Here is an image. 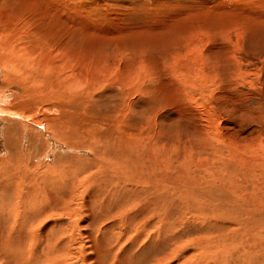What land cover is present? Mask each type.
Returning a JSON list of instances; mask_svg holds the SVG:
<instances>
[{"label":"rangeland","instance_id":"rangeland-1","mask_svg":"<svg viewBox=\"0 0 264 264\" xmlns=\"http://www.w3.org/2000/svg\"><path fill=\"white\" fill-rule=\"evenodd\" d=\"M19 1L0 0V8L11 10V12L17 11L15 8H17V4H20ZM45 1L37 0L38 3L40 2L38 9L40 6L44 7L41 4H45ZM51 6L57 10L56 13H53L56 14L53 17H59L62 23L57 24V26L59 25L57 32L61 33L59 36L67 39L66 42L61 36L62 39L58 35H50L55 38L58 36L56 39L53 37L58 40L57 43L66 45L65 60L62 59V62L78 59L80 68H84L83 71H88L85 72L87 78L82 77V80L91 84L89 91L82 97V105L76 103L75 107L70 109L73 118L68 126L71 129H73L72 127L78 129L79 122L83 121L82 123L85 126H90L92 131L83 134L84 138L72 135L73 144L77 140L78 145H82V150H74L58 143L60 140L53 137L51 129L48 128V124L51 123L48 119L57 117L56 119L59 120L62 117V115H57L61 110H58L60 101L57 102L56 95L52 93L50 102L49 100L43 104L37 102L38 104L34 103L33 107L28 108L26 105L28 97L22 94L23 89L18 83V73H12L10 76L9 69L0 65V90H2L0 91V105L3 107L1 109L0 106V159H6L11 151L9 144L15 146L16 143L18 174L28 170V173L40 176L46 174L45 172L48 173L47 170L50 168L58 170L61 167L67 170H81L80 168H85L89 163L90 167L95 166L96 161L93 162V160L100 159L105 162L108 169L116 168L117 173L132 167V165L141 167L143 171L146 169L143 175L146 174L145 172H148L150 176L154 174V177H151V182L155 188H152L151 184L147 186L140 182L141 186L146 188L148 193L151 192L152 196L154 194V198L158 197L159 193L161 196L163 191L165 194L167 193L168 195L166 194L164 198L165 206L171 211L169 217L164 215L163 224L157 220L148 228L149 233L154 232L151 240L153 239L154 242L156 239L157 242H160L164 235L166 240H169L172 236L171 231L174 232L178 229L174 233L178 235L175 237L179 238V241H175L176 244L182 243L180 246L191 253L195 260H197L195 256L199 250L193 249L196 241L202 239L200 242L205 243V238H208L207 240L210 242L214 241L215 237H218L217 233L226 230L227 227L229 234H232L233 230L237 234L241 231L240 233L245 236V239H248L246 235L249 233L256 237L255 232L250 230L251 228L244 227V225L247 227L248 224L237 223L234 217V205L238 215L243 214L242 209L246 210L238 207L239 203L229 205L226 196L228 194L231 199L241 196L245 201L249 197H251L250 200L254 197L253 199L256 200L254 205L264 206V177L258 175L263 183L262 186L250 187L247 191L241 187L238 189L241 193H238L237 189L228 191L217 185L219 181L230 179V176L233 175L229 171V165L233 166L235 160H246L247 158L248 161H252L255 159V168L261 169L264 174V0H51ZM1 9L0 11H3ZM20 9L21 7L18 6V11H21ZM28 14L29 18L27 19L29 20L32 17L30 13ZM28 22L26 21V23ZM18 28L20 27L18 26ZM18 32H21V29H18ZM54 39L53 42H50L52 48H55ZM55 56H59L57 52ZM73 66L71 65L70 68L75 69ZM96 73L97 75H95ZM7 77L9 78L7 79ZM120 79H125L128 83L123 86L120 84ZM107 81H111L112 84L108 85ZM46 92L48 90L41 91L42 94L37 93V95L40 94L44 99H48ZM11 114L21 118L16 120L14 117L11 118ZM76 114L78 117L80 114L81 116L78 118ZM99 128L104 132L99 131ZM146 133L147 136L156 140L155 143L160 146V151L155 148L151 155L147 151L141 155L132 149L130 139L125 137V135H132L134 141L140 142L139 140H144L140 134L146 135ZM66 134L69 135L65 132ZM93 135H98L99 138H95ZM79 137L83 140H79ZM116 139L117 141H115ZM12 152L14 153V151ZM128 155L140 158L131 162ZM150 156H154L153 158L157 160L154 171H158V173L161 171L160 173L165 178H159L160 176L150 169L149 166L154 164V159ZM220 157L224 160H221ZM4 161L3 167L13 166V162ZM223 161H227L226 167H222ZM79 162L82 165L86 163L85 167ZM157 163L159 164L157 165ZM202 164L207 166L204 170L198 166ZM90 167H86L88 173L95 168L90 169ZM225 170L226 173H223ZM113 172L115 174V171ZM160 181L161 184L157 185ZM226 182L228 183V180ZM169 183L172 185H168ZM158 186H161L159 191H157ZM107 187L105 183L103 188ZM181 188L184 197L183 194H180ZM162 189L163 191H161ZM172 190H175L174 193L178 194V198L172 197ZM0 192L2 193L0 194V229H2L6 224L13 223L14 212L17 209H15V205L12 209L13 191L11 193L10 190L3 189ZM98 192H94V199H100L101 192ZM235 192L239 195L234 197L233 193ZM62 193L69 204L73 197L71 198L67 191ZM73 196L76 199L72 200V204L75 203L76 206L80 204L78 207L86 209L85 200L81 199V195ZM169 196L171 197L169 198ZM108 197L102 199L101 203L93 201L102 204L101 207L99 206L100 208L110 207L112 202H108ZM89 199L86 198L87 203ZM31 200H33L32 197H27L25 202H18V219L20 217L22 223H17L10 228L13 229L11 231L13 235L10 238L8 237L11 232L5 233L8 236V244L18 248V254L20 245L24 241L23 234L28 235L32 230H34V237L37 233L43 232L46 238L53 235V240L58 241L61 229L64 231L70 229V232H65L67 235L73 234L72 238L76 242L70 244L62 255L61 262L67 261L71 264H94L91 260L83 263L85 254L86 256L87 253L96 255L99 259L101 256L98 255L100 252L97 250V246L103 248V245L104 247L108 245L114 233L113 241L117 240L118 227L114 228L113 234L107 232L104 235L102 233L105 225L112 226L111 215L121 212V210H114L113 206L109 208H112L110 211L108 207L106 210L100 211L98 208L95 210L91 204L92 209L94 208L93 210L96 211H93L96 218L93 217L95 219L93 228L96 229V234L102 235L103 238L96 237L98 241L90 243L84 238L85 244L83 245L79 238L80 230L83 226L92 228L87 227L86 223L82 225L84 213L89 212L88 210H84L82 217L78 218V207L74 206L76 207L72 210L73 213H76L73 218L74 225L64 221L63 216L60 219L61 222L56 223L58 217L45 222L47 216L45 218H42L40 214L35 216L29 210L28 204L32 203ZM158 201L159 204H157L160 208L163 204L160 200ZM136 203H138L137 201H135V205L140 209L145 208L146 204L143 201L141 204L139 201V205ZM149 204L151 206L153 203L149 202ZM9 208L12 211H9ZM139 208L137 211H140ZM97 211H100L98 216H96ZM102 211L103 213H101ZM154 213L155 208L147 211L146 218L151 217ZM87 214L85 213L86 222L92 219V216ZM118 215L120 216V214ZM193 216L196 218L192 219ZM202 216L206 217L202 218ZM76 223L77 226H75ZM130 223L135 226L137 224L132 221ZM213 223L217 225L215 226ZM223 223L226 224V229L221 230L219 225ZM79 225L82 227L80 228ZM155 226L157 228H153ZM75 227L77 228L75 229ZM160 228L164 229L163 234H159ZM244 228L245 234L241 230ZM74 230L76 233L73 232ZM87 232L90 235L93 234L91 229ZM157 235L160 237L157 238ZM39 236L42 238L41 235ZM41 238L40 240L43 241ZM106 239H108L107 242ZM257 239H264V233L261 232ZM52 241L49 239V243ZM55 241L49 244L48 253L42 256V264L50 254L49 248ZM157 242L151 243L147 247L136 244V248L143 249L144 254L147 251H152L151 254L154 256L149 261H145L141 253L136 252L137 250L131 253L141 262L154 263L157 255L164 256L173 247V242L167 243L166 248L160 249L162 254H157L153 248ZM83 246L91 248H88L86 253ZM119 246L114 247V252L122 250L123 244H119ZM40 247L38 252H44V245ZM105 249L103 248L102 251L105 252ZM183 249L181 250L183 253L181 259H175L176 261L173 262H187L188 259L185 257H188L189 253ZM127 253L125 255L130 256L129 252ZM113 255H103L97 263L107 259L110 263ZM166 261L164 264L167 263ZM1 264L4 263L1 262ZM231 264L242 263L231 261ZM245 264H264V251L258 256L254 255L252 259L249 257Z\"/></svg>","mask_w":264,"mask_h":264},{"label":"bare ground","instance_id":"bare-ground-1","mask_svg":"<svg viewBox=\"0 0 264 264\" xmlns=\"http://www.w3.org/2000/svg\"><path fill=\"white\" fill-rule=\"evenodd\" d=\"M15 1H17V0H15ZM50 1L51 0H46L45 4H41L44 7L42 8L40 6V9H38V5L40 4V2L38 3L37 0H20L19 1L20 4L19 5L17 4V8H15V9H17V11H14V12H11V10L8 11V10H5V8L4 9L2 8L3 11H0V65H2L4 68L9 69L8 71H9L10 76L12 75V73H18V83L20 84L21 89H23L22 94H24L25 97H28V103L26 104L28 106V108H31V106L37 102H40V104L41 103L43 104V102H46L48 100L50 102V100L52 99L50 97H52L53 94L56 95L57 102L60 101V103H59L60 109H58V108L57 109L61 110V112L57 113V115H62V117L59 120L56 119L57 117L48 119L51 122L50 124H48L49 125L48 128L51 129L53 137H56V139L58 138L60 140L59 141L57 139L59 141L58 143L63 144L65 147L73 148L74 150H82L83 147L81 148L82 145L81 146L78 145L77 140H75V143L73 144V142L71 140V138L73 137L72 135L74 134V135L83 137V134L85 135L87 133V131L91 132L92 130L90 129V126H88V125L85 126V124L82 123L83 121L79 122L80 124H78V126L79 125L80 126L78 127V129H75L74 127H72L73 129L69 128L68 124L70 123V120L73 118V113L70 112L71 111L70 109L75 107L74 104H76V103H78L79 105H82L81 104L82 103V97H83L84 93L89 91L88 90L89 85H91V84L85 83L82 80V77H85V74L88 71L87 72L83 71L84 68H80L81 65H80V61H78V59H74V60L70 59V60L62 62V59L65 60L64 55H66V52H65L66 45H63L65 43L59 44V43H57L58 40H55L59 36V34H61V33L57 32V31H59L57 29V27L59 25L57 26V24L58 23L62 24V23H61L59 17H53V15H56L53 13L54 12L56 13L57 10H55L52 6L50 7ZM1 4H3V3H1ZM18 6L21 7V9H20L21 11H18ZM60 11H62V10H60ZM60 11H58V12H60ZM65 12H67V11H65ZM28 13H30V15L32 17L29 19L30 21L27 19V18H29ZM26 21L27 22L29 21V22L26 23ZM18 26L20 28H18ZM18 29H21V32H18ZM53 34L58 35V36L56 38L53 36L55 38L54 39L53 37H50V35L52 36ZM63 35H64V33H63ZM46 37L48 38V40ZM61 37L63 39L66 38L63 36H61ZM61 37H60V39H62ZM53 39H54L53 44H54L55 48H52V45L50 43ZM64 40H62V41H64ZM56 52L59 56H55ZM69 55H71V53H69ZM71 65H74L75 67L74 66L73 67L75 69H71L70 68ZM86 65H88V64L86 63ZM93 68H95V67H93ZM92 72H93V70H92ZM93 73H95V72H93ZM95 75H97V73ZM8 78L9 77H7V79ZM86 78L87 77H85V79ZM90 79H92V78H90ZM105 79H108V78H105ZM116 80H118V78ZM120 80H121L120 84H122L123 86H125V83H128V82H126L125 79H120ZM105 82H106V80H105ZM110 82L111 81H109L107 84L108 85L112 84ZM116 85H117V83H116ZM44 90H48V92L45 93L46 95L48 93V99H46V98L44 99L42 96H40V94L37 95V93H41V91L43 92ZM0 91H2V90H0ZM90 91H92V90H90ZM57 94H58V96H57ZM24 102H25V100H24ZM55 103H56V101H55ZM0 106L2 109L3 108L2 105H0ZM8 107H9V105H8ZM62 108H64V109H62ZM3 110L5 111V109H3ZM3 110H1V112H3ZM76 111H77V109H76ZM8 115H6V116H8ZM80 116H81V114L79 115V117ZM12 117H14L16 120L18 118H21L18 115H12L11 118ZM74 117H75V115H74ZM76 117H78L77 114H76ZM83 118L84 117H82V119ZM74 120H76V119H74ZM119 121L122 122L121 120H119ZM153 123H154V121H153ZM118 125H119V123H118ZM39 126H42V125H39ZM91 126H93V125H91ZM99 131H103V130H101L99 128ZM65 132H67L69 135L68 136H67V134L65 135ZM98 133H100V132H98ZM144 135L145 134H140V137L144 138V140L143 139L139 140L140 142H137V140L134 141L132 135H125V137L130 139V145H131L132 149H135V151L137 153L141 154V153H144L147 151L151 155V152L155 148L158 151H160V146L158 145V143H155L156 140L151 138V136L150 137L147 136V133L145 136ZM93 137L99 138L98 135H95V136L93 135ZM87 138H89V137H87ZM78 139L81 140L80 137ZM115 141H117V139ZM10 144H9V146H11V151H10V153H8V157H6V159H4V160L13 162V166L3 167L2 164L5 161L0 159V191H2L3 189H8V190H10L11 193L13 191L12 196H14V201H12V202H14V204H12V209H14L13 205H15V209H17V211L16 210H15V212L13 211L14 212V216H13V220H12L13 223L11 225L6 224L4 227H2V229H0V264H1V262H3L4 264H39V262H40V264H42V260H43L42 256L46 255L48 253L49 244L52 243L53 241H55V240H53V235H51L49 237L46 235L48 237V238H46L43 232L37 233V235L34 237V235H35L34 230H32L29 232L28 235H26L25 233L24 234L22 233L24 236V241L21 243V245L19 244L20 245V253L19 254H18V248L11 247L12 244L11 245L8 244L9 243L8 239H7L8 236H6L5 233L13 231V229L11 230L10 228L15 226L17 223H19V224L22 223V220L20 219V217L18 219V202H21V203L25 202L27 197L33 198V200H31L32 203L28 204L29 210H31L33 212V215L36 216V215L40 214V216H42V218L43 217L45 218V216H47L48 218H45V222L49 219H53L55 217L56 218L58 217L57 221L55 219L56 223L59 222L63 216L65 219L64 221H68L70 225H74L73 218L75 217L76 213L75 212L73 213L72 210L75 209L76 207H78L80 204H77L78 206H76L75 203L72 204V202H73L72 200H74V198L76 199V197H74L73 195H81V199L83 201L85 200L84 203H86V209L80 208L81 206L78 207V212H77L78 218L82 217V212H85L86 210H88L89 212L86 211L85 213H88L87 215L92 216V219H89V221L86 222L85 221L86 217H85V213H84L82 225H84V223H86L87 227L89 226L92 228H86L85 226H83V228L80 230L81 234H79L80 235L79 238H81L83 245L85 244V241H84L85 239H87V241H89V243H90L92 241H98L97 238H99L100 236L102 237V235H100V236L97 235L96 234L97 232L95 231L96 229L93 228L94 227L93 221L96 219L94 217L95 213H93V211H95L96 208L100 209V211H101L103 209L106 210L107 207L109 209L110 207L113 206L114 210H116V211L121 210V212L118 213V214H120V216L118 214L112 212V213L116 214V215L113 214L110 217L111 221L113 219V224H112V226L111 225L110 226L105 225L104 231L102 232L104 235L107 232L109 234L110 233L113 234L114 228L118 227V232H116L117 240L113 241L115 238V233H114L112 235V239L109 241L110 243H108V245L105 244L106 245L105 247L103 245V248L104 249L106 248L105 252L102 251L103 248H100L99 246H97L98 248L96 247L97 250H99V252H100V253H98V255L100 254L101 257L103 255L110 256V255L114 254L112 261H110V263H109L108 259H107L106 261H101L100 263H97V261L99 262V259L101 257L99 259H97L98 256L96 257V255L93 256V255L87 253L88 248H91V247L87 246L88 248H86L83 246L85 248V250L81 247L82 250H84V252H86L88 254L87 256L85 254V256H84L85 259L82 258L83 263L84 262L87 263V262H89L88 260H91V262L93 261L94 264H164L165 260H167L166 261L167 263H165V264H226V263L231 264V261H238V262H241L242 264H245L249 257L252 259V257L254 255L258 256L259 254H261L264 251V239H261V240L259 239L260 241L257 239V236L261 232L264 233V206L263 205H260V206L254 205V202H256V200L253 199L254 197H252V200H250L251 197L248 196L250 199L247 198L246 199L247 201H245V200H243V198H241V196H238L239 194H237L235 192V193H233V194H235L234 197L236 195L238 197H236L235 199H231L229 197V195L227 194L226 199H227L229 205H231L232 203H234V204L239 203L238 207H240V208L242 207L246 210V211H243V209H242V211L239 210L243 213L242 215L245 217H243L242 215H238L236 213V206L234 205V210H235L234 217L236 218L237 223H244V224L246 223V225L248 224L249 226L247 225V227H246L244 225V227L245 228H251L250 230H253L255 232L256 237L252 233H249V230H247L249 234L246 235V236H248V239L244 238L245 236H243L240 233L241 232L240 230H239L240 232H238V234L240 233L239 235L233 230H232V234H229L227 231V229L229 230V228L227 227V229H226V224L223 223V224L219 225V228H221V230H224V229H226V230L217 233L218 237H215L214 241L210 242V240H207L208 238H205V243H201L200 241L202 239H200V238H199L200 240L196 241L197 243H195V245L193 246V249H199V250H197V253H196L197 256H195L197 260H195L191 253L187 252V250L185 251L183 249V247L180 246L182 243L176 244L177 242H175V241H179V238L177 239L175 236L178 237V235H175L174 233L176 231H178V229L174 232L171 231L172 236H170L171 238L169 240L168 239L166 240L165 235L163 236V238L161 240L162 242L161 241L157 242L156 239L154 240V242L152 241L153 239L151 240V236L153 235L152 233H154V232L149 233L148 228L153 223H155L157 220L159 223L163 224L165 221L164 215H166V217H169L171 214V211H169L168 207L165 206L166 200L164 198H165V195L167 193L165 194L163 189L161 190V191H163V193L161 192L162 193L161 196L159 193V195H157L158 197H156L157 198L156 199L153 197L154 194H153V196L151 195V192H149L150 193L149 194L147 192V189L142 187L140 184V182L144 183L147 186H149V184H151V187L155 188L151 182V177H154L153 173H152L153 176L152 175L150 176V174H148V172H145L146 174L143 175V173L146 169L143 171L141 169V167L134 166V165H132V167H129L127 169L120 170L121 172L123 171L122 173L121 172L117 173L115 170L116 168L112 167V168L108 169L107 166L104 164L105 162L100 159V160H93V162L96 161V165L95 166L92 165V167H95V168H94V170L92 169L93 171H91L90 173L87 172V170H88L87 168H89L90 167L89 165H91V164L89 163V165L86 166L87 167L86 168L85 167L86 163L85 164L83 163V165H82V163L79 162L85 168H80L81 166L78 165L79 164L78 163L77 165L80 166L78 168H80L81 170H79V169L67 170L66 168L64 169L62 167L58 170H53L52 168H50L47 170L48 173L45 172L46 174H41L39 176L38 174L28 173L27 172L28 170L26 169L27 171H25V172L22 171L23 173L18 174V151L15 150V146L17 148V145H16V143H15V146H14V144H11V145ZM116 146H117V144H116ZM84 147H86V146H84ZM121 148H123V147H121ZM116 149H117V147H116ZM162 150H163V148H162ZM12 151H14V153ZM136 152H135V154H136ZM226 155H227V153H226ZM151 157L152 156H150V158ZM139 158L140 157L134 158V157L128 155V159L131 162L137 161ZM141 158H142V156H141ZM220 159H221V157H220ZM126 161H127V159H126ZM153 161H154V164L150 165L149 167L151 170L154 171V170H156L155 165H156L157 160L154 159ZM254 161H255V159L252 161H248L247 158H246V160L242 159V160L233 161L234 165L233 166L231 164L229 165L230 166L229 171L232 172L233 175L230 176V179H227L228 183L226 182L227 180H222V181H219V184L217 186L221 189H226L228 191H233L234 189L238 190L241 187L247 191V190H249L250 187L255 188L256 186H259V187L262 186L263 183L261 182V178H259V176L261 175L264 177V174H262L261 169L255 168ZM210 162H211V160H210ZM226 162H224L222 167H224L226 165ZM200 163H202V162H200ZM158 164L159 163H157V165ZM204 164L198 165L199 168H202L204 170L207 167ZM262 164H263V162H262ZM263 166H264V164H263ZM92 167H90V169ZM133 168H134V173H133ZM158 169H160V168H158ZM194 169H195V167H194ZM236 169H237V171H236ZM112 170L115 171V174ZM226 170L223 173H226ZM97 171H99V173H96ZM234 171H236V172H234ZM85 172H87V173H85ZM102 172H104V173H102ZM154 172L156 173V175L158 174L160 176L159 178H161V177L165 178L160 173L161 171H159V173H158V171L157 172L154 171ZM193 172H195V171H193ZM218 174H221V173H218ZM163 180H165V179H163ZM216 182H217V180H216ZM105 183L107 184V186L109 188L108 187L103 188ZM164 183H163V185H164ZM193 183H195V182H193ZM159 184H161V181H160V183H157V185H159ZM170 184L171 183H169L168 185H170ZM174 185H173V187H175ZM164 188H165V186H164ZM157 189L156 190L159 191V189H161V186H158ZM185 189H187V188H185ZM221 189H219V191H221ZM251 189H253V188H251ZM65 191L70 193L71 198L73 197L70 201L68 200L69 204L66 201L67 199H65L62 196V194H63L62 192H65ZM95 191L101 192L99 194L100 199H98V200H97V198L94 199L95 198V196H94ZM157 191H156V193H157ZM174 191H173L172 197L178 198V194L174 193ZM110 192L112 193V195H110L111 194ZM98 193H96V194L98 195ZM238 193H241V191L238 190ZM0 194H2V193L0 192ZM41 194H44V195L42 196ZM180 194H183V197H184V193H182V188H181ZM107 197H108V202H112V205L110 207L109 206H103L102 208H100L102 205V204L100 205L102 199L107 198ZM170 197L171 196H169V198ZM86 198L87 199L90 198L89 200H87V201H89L88 203L86 202ZM166 198H167V196H166ZM169 198H168V201L170 200ZM173 198H172V200H173ZM18 199H19V201H18ZM239 199H240V201H239ZM256 199H257V197H256ZM93 200L99 201L100 203L99 202L96 203V201L94 202ZM158 200H160L163 204L162 206L160 205L161 206L160 208L158 205L159 204ZM135 201H137L138 203L140 201V204L143 201L146 204L145 208L143 206H141V207H143V209H140L139 206L135 205ZM149 202L153 203L152 204L153 207H151L152 205L150 206ZM138 203H136V204H138ZM144 203H142V204H144ZM91 204H93V207H95V210H93L94 208L92 209ZM170 204H173V203H170ZM74 206H76V207H74ZM136 207L139 208L140 211H137L138 209ZM172 207H174V206H172ZM182 207H181V209H182ZM153 208H155V213L153 215H151V217L146 218V216H148L147 211H149ZM12 209L10 210V208H9L8 210L12 211ZM110 210H112V208L109 209V211ZM188 210H189V207H188ZM74 211H76V210H74ZM100 211H97L96 216H98L97 214H99ZM232 212H233V210H232ZM101 213H103V211ZM107 214L108 213L106 212V215ZM100 216L103 218L102 215H100ZM101 217H99V218H101ZM205 217L202 216V218H205ZM195 218H196V216L192 217V219H195ZM186 219H188V218H186ZM90 220H92V221H90ZM131 221L137 222L136 226L133 225L132 223H130ZM56 223H54V224H56ZM213 225L216 226L217 224L213 223ZM38 226H39V223H38ZM75 226H77V223ZM156 226L153 228H157ZM30 227H29V229H30ZM79 227H80V225H79ZM71 228H73V227H71ZM76 228L77 227H75V229ZM245 228L241 229V230L244 232ZM90 229L93 231V234L91 232L92 235L88 234V232H87V230H90ZM61 230H62L61 235H60V238L58 239V241L56 240L53 243V245L51 244L52 246L50 245L51 246L49 248L50 254L45 258L44 264H71V263H67V261L64 263L61 262L62 261L61 257H62V255H64V252L69 248L70 244L72 245V243L73 242L75 243L76 241L72 238L73 234L67 235L66 232L69 231L70 229L65 230L66 232L64 231V229H61ZM71 230H73V229H71ZM75 231L76 230H74L73 232L76 233ZM152 231H154V230H152ZM156 233H157V230H156ZM163 233H164V229L160 228L159 234H163ZM245 233L246 232H244L243 234H245ZM12 235H13V232H11V234L8 238H10ZM39 235L42 236L43 241L40 240L41 237ZM75 235H78V234H75ZM158 237H160V235H157V238ZM49 239L51 241L52 240L53 241L49 243ZM159 239H161V238H159ZM107 240L108 239H106V242H107ZM111 241H113V242H111ZM155 242H157V244L153 248L157 254H162V250H160V249L167 246V243L173 242L172 243L173 247L169 250V252L166 255H164V256L161 255L160 257L157 255L154 263L141 262V260L139 258H135L134 254L131 253L132 251L137 250L136 252H140L145 261H149L154 256L153 254H151L152 251L151 252L147 251L144 254L142 252L143 249L136 248V244L138 243L143 247H147L148 245H151V243L153 244ZM98 244H101V243H98ZM119 244L120 245L123 244V246H121L122 250L118 251V252H114V247H116L117 245L119 246ZM185 244H187V243H185ZM43 245H44V252L39 253L38 252L39 247L40 246L42 247ZM28 248H29V251L27 250ZM107 248L110 251L109 250L107 251ZM119 248H120V246H119ZM167 248H169V247H167ZM182 249L185 252L189 253V254L186 253L188 257H185L188 259L187 262H182V261H178V263L173 262V261H176L177 259H179V260L181 259V254H183L181 251ZM127 252H129L130 256L125 255V254H128ZM155 252H153V253H155Z\"/></svg>","mask_w":264,"mask_h":264}]
</instances>
